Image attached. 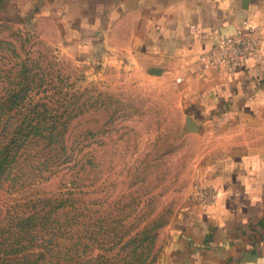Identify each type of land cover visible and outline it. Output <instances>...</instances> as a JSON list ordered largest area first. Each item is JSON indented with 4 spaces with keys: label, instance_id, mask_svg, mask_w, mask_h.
<instances>
[{
    "label": "rangeland",
    "instance_id": "374dc122",
    "mask_svg": "<svg viewBox=\"0 0 264 264\" xmlns=\"http://www.w3.org/2000/svg\"><path fill=\"white\" fill-rule=\"evenodd\" d=\"M91 31L79 22L0 10V46L13 43L20 58L46 70L50 84L38 95L72 101L63 140L71 157L60 156L37 182H4L0 225L7 228L17 222L12 215L25 216L32 201L50 197L53 223L32 225L37 243L24 250L36 254L50 245L40 264H171L166 254L181 228L201 212L209 216L217 174L241 167L217 152L231 140V118L216 114L228 105L225 89L215 93L201 87L197 71L132 51L130 35ZM199 91L206 93L202 101L194 97Z\"/></svg>",
    "mask_w": 264,
    "mask_h": 264
},
{
    "label": "crops",
    "instance_id": "0c3cea01",
    "mask_svg": "<svg viewBox=\"0 0 264 264\" xmlns=\"http://www.w3.org/2000/svg\"><path fill=\"white\" fill-rule=\"evenodd\" d=\"M0 10L6 16L46 15L69 26L79 22L97 37L130 35L132 51L186 69H194L199 55L233 34L241 20L261 27V51L247 66L230 76L195 70L201 87L225 89L228 105L216 114L231 118V140L217 152L241 167L217 174L209 216L201 212L181 228L166 261L264 264V0H0ZM205 94L194 97L202 101Z\"/></svg>",
    "mask_w": 264,
    "mask_h": 264
},
{
    "label": "trees",
    "instance_id": "16d2710c",
    "mask_svg": "<svg viewBox=\"0 0 264 264\" xmlns=\"http://www.w3.org/2000/svg\"><path fill=\"white\" fill-rule=\"evenodd\" d=\"M2 43L0 84L4 94L0 96V186L6 181L11 185L27 180L37 182L45 177L44 172H51V166L55 165L56 159H61L60 156H63L60 160L63 162L71 157L63 140L72 119V101L48 94L38 95L50 84L44 82L46 70L32 58H20L13 43ZM30 204V211L25 216L12 215L10 219L17 222L11 221L7 228L0 225V236L11 234L0 240L3 255L0 264H40L45 251L52 252L46 244L45 249L36 254L33 250H24L37 243L34 242L36 236L29 231L32 225L39 223L41 228H49L53 223L50 214L56 199L45 197ZM13 223L19 228L17 234L12 228ZM42 240L47 242L44 237ZM18 252H22L18 257L8 256ZM48 263V260L43 262Z\"/></svg>",
    "mask_w": 264,
    "mask_h": 264
},
{
    "label": "built area",
    "instance_id": "2783aa9c",
    "mask_svg": "<svg viewBox=\"0 0 264 264\" xmlns=\"http://www.w3.org/2000/svg\"><path fill=\"white\" fill-rule=\"evenodd\" d=\"M262 41V28L243 19L233 34L219 39L207 52L199 55L192 70L236 73L259 55Z\"/></svg>",
    "mask_w": 264,
    "mask_h": 264
}]
</instances>
